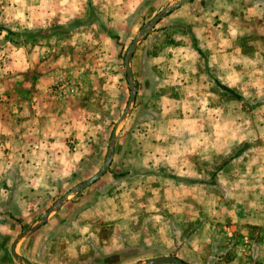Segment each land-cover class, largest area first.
Masks as SVG:
<instances>
[{
  "label": "rangeland",
  "instance_id": "rangeland-1",
  "mask_svg": "<svg viewBox=\"0 0 264 264\" xmlns=\"http://www.w3.org/2000/svg\"><path fill=\"white\" fill-rule=\"evenodd\" d=\"M61 1L79 5V0ZM173 1L80 0L95 21L79 28L73 20L66 27L57 24L55 15L41 20L40 0H0V25L10 31H0V81H26L55 69L76 71L80 88L62 105L73 103L80 122L66 138L67 152L82 155L72 175L36 190H21L17 180L7 182L0 175V264H18L10 255L13 240L99 169L128 98L125 49ZM253 1L191 0L139 42L130 59L135 98L117 128L107 172L20 241L19 255L32 264H101L84 231L102 221L97 216L91 223L80 220L94 195L121 188L122 199L141 197L143 215L157 214L161 234L166 227L173 238L193 240L173 247L164 241L154 252L141 244L144 252L120 251L127 257L117 264L158 256H178L187 264H264V60L252 57L255 47L262 49L264 26L262 20H247L255 15ZM111 23L116 28H108ZM225 38L240 51L233 74L229 63L223 69L219 61ZM151 198L156 207L147 202ZM132 201H127L130 207Z\"/></svg>",
  "mask_w": 264,
  "mask_h": 264
},
{
  "label": "crops",
  "instance_id": "crops-1",
  "mask_svg": "<svg viewBox=\"0 0 264 264\" xmlns=\"http://www.w3.org/2000/svg\"><path fill=\"white\" fill-rule=\"evenodd\" d=\"M134 1L139 2L140 0ZM78 2L79 5L73 2L71 3L73 6L69 7L61 0H54V2L53 0H40L39 16L42 20L48 15H55L57 24L65 27L66 22L73 20L75 25H79V28L82 27L80 25H87L83 27L90 28L88 26L91 21H95V17H90L88 9L86 10L80 5V0ZM253 2L255 4L257 2L253 12L255 15L247 17V20H262L261 25L264 26V0ZM225 13L223 12V16ZM43 27L45 26L43 25ZM107 27L116 28V25L111 23ZM231 31L236 32L235 29ZM229 42L230 40L227 38L221 39L219 46H226V48L219 50V61L222 63L223 69L227 68L229 63V69L233 74L238 67L234 66L232 62L235 56L240 54V51L237 46L228 45ZM257 46H261V44L258 43ZM256 48L258 47L253 49V60H256L257 57L264 60V43L262 49L258 48L256 51ZM62 79L81 80L76 71L65 68L55 69L52 73L40 72L39 76L26 81L15 77L8 81H0V175H6L7 182L11 180L16 182L15 180H17L16 187L21 190L30 188L36 190L40 189L41 184L46 185L47 181L64 180L72 175L75 167H79L77 163L82 155L69 154L65 145L66 138L72 137L80 125L79 120L75 118L77 109L73 103H67L69 98L57 102V99L48 94L49 86ZM81 84L83 85V82ZM63 101H67L63 104L64 106L62 105ZM65 158L67 160L62 162L61 160ZM17 178L20 179V182ZM135 188L133 185L132 190ZM121 193V188L120 191L118 188H113L109 193H105V196L94 195L89 200L90 206L85 208L80 220L83 221L84 218L90 220L89 223H91L97 216L102 221L101 226L93 225L94 227L90 226L87 231H84L85 236L94 245L93 253L96 256L106 257L128 249L144 252L139 250L141 244L151 246L152 252H154L156 251L154 248L161 246L160 243L164 241L173 247L174 244H181L183 240H186L184 242L187 244L193 240V237L184 238L183 235L173 238L167 233L166 227H164V233L161 234L160 218L157 217V214L143 215L145 213L142 210L144 205L141 197L138 196L134 200L132 195L125 200L121 198L123 197ZM128 200H133L131 207L127 203ZM146 200L151 206L156 207L153 198ZM137 202L140 207H136ZM101 228H106L105 235L100 233ZM83 241L85 243V240ZM177 258L187 264L183 258L178 256Z\"/></svg>",
  "mask_w": 264,
  "mask_h": 264
},
{
  "label": "water",
  "instance_id": "water-1",
  "mask_svg": "<svg viewBox=\"0 0 264 264\" xmlns=\"http://www.w3.org/2000/svg\"><path fill=\"white\" fill-rule=\"evenodd\" d=\"M191 0H174L172 3L163 7L160 11H158L155 15H153L147 23H145L141 29L137 31L134 37L131 39L129 44L127 45L123 58L122 65L124 69L125 79L128 85V98L126 101L125 108L119 118L113 125V128L110 132L106 153L103 159L102 164L99 169L89 178L82 181L81 183L75 185L66 191L57 201H55L42 215L41 217L33 223L30 227H28L25 231L19 234L12 242L10 246V255L18 264H32L26 259H24L21 255H19L16 251L17 245L20 241L30 236L33 232H35L39 227L44 225V223L50 218V216L55 213L66 201L69 197L75 196L80 193L91 184L96 182L99 178H101L108 170L113 152H114V144L117 138V128L120 124H122L130 112L131 106L133 104L135 98V86L133 83V78L130 69V59L139 44L145 37L149 34V32L153 29V27L164 17L170 14L172 11L178 9L180 6L190 2ZM136 264H186L182 260L173 256H158L154 258H148L137 262Z\"/></svg>",
  "mask_w": 264,
  "mask_h": 264
},
{
  "label": "built area",
  "instance_id": "built-area-1",
  "mask_svg": "<svg viewBox=\"0 0 264 264\" xmlns=\"http://www.w3.org/2000/svg\"><path fill=\"white\" fill-rule=\"evenodd\" d=\"M80 84L75 79L57 80L49 87L48 94L54 99H68L78 92Z\"/></svg>",
  "mask_w": 264,
  "mask_h": 264
},
{
  "label": "trees",
  "instance_id": "trees-1",
  "mask_svg": "<svg viewBox=\"0 0 264 264\" xmlns=\"http://www.w3.org/2000/svg\"><path fill=\"white\" fill-rule=\"evenodd\" d=\"M0 31H6L7 33H9L10 31H8L7 29H5L2 25H0ZM115 38V37H114ZM193 48L199 53V50L196 49L195 45L193 44ZM217 86L224 92L228 93L229 95H231L233 98L235 99H239L240 98V95H238L237 93H235L233 90L221 85L220 83H217ZM246 146V145H243V147ZM240 151H237L235 153V155H237ZM185 180V183H191L193 181H188V179H184ZM132 253V252H131ZM126 254V252H120V253H115V254H112V255H109V256H106V257H102V258H99L101 264H117L119 259L121 258H126L127 255H124ZM129 255V254H128Z\"/></svg>",
  "mask_w": 264,
  "mask_h": 264
}]
</instances>
